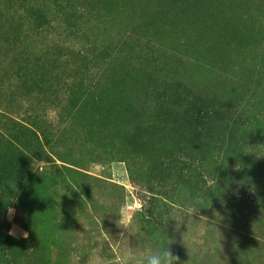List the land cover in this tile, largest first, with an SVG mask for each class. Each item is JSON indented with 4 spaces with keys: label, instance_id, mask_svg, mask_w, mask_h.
Returning a JSON list of instances; mask_svg holds the SVG:
<instances>
[{
    "label": "rangeland",
    "instance_id": "1",
    "mask_svg": "<svg viewBox=\"0 0 264 264\" xmlns=\"http://www.w3.org/2000/svg\"><path fill=\"white\" fill-rule=\"evenodd\" d=\"M94 248L264 264V0H0V264Z\"/></svg>",
    "mask_w": 264,
    "mask_h": 264
},
{
    "label": "clouds",
    "instance_id": "2",
    "mask_svg": "<svg viewBox=\"0 0 264 264\" xmlns=\"http://www.w3.org/2000/svg\"><path fill=\"white\" fill-rule=\"evenodd\" d=\"M46 118L51 122H55L58 119V114L56 110H51L46 113ZM141 205H137L139 210ZM122 209H126V205L122 206ZM121 217L118 221L119 225L122 227H128L131 224V219L127 215L126 210H122L119 214ZM87 264H105L106 258L102 255L100 251L95 248L92 249L88 254ZM119 260H113L115 264H173V261L179 260L178 256H174L170 250H163L162 254L160 252L149 251L143 254L137 253L132 249L119 250Z\"/></svg>",
    "mask_w": 264,
    "mask_h": 264
},
{
    "label": "trees",
    "instance_id": "3",
    "mask_svg": "<svg viewBox=\"0 0 264 264\" xmlns=\"http://www.w3.org/2000/svg\"><path fill=\"white\" fill-rule=\"evenodd\" d=\"M197 120L199 121V120H201V119H200V118H197ZM253 130L256 131L255 128H253ZM258 136H259V135H258ZM235 142H237V141H235ZM45 143H46V144H49L48 140H46ZM15 144L18 145V142H16ZM18 146H19V145H18ZM18 146H17V149H18Z\"/></svg>",
    "mask_w": 264,
    "mask_h": 264
}]
</instances>
